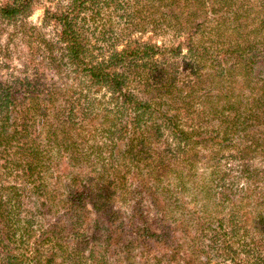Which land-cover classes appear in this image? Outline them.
Listing matches in <instances>:
<instances>
[{"label": "trees", "instance_id": "1", "mask_svg": "<svg viewBox=\"0 0 264 264\" xmlns=\"http://www.w3.org/2000/svg\"><path fill=\"white\" fill-rule=\"evenodd\" d=\"M35 3L0 7L15 28L10 38H27ZM101 4L70 0L54 16L58 40L41 47L39 32H29L35 41L23 65L1 61L10 72L0 69V257L3 264H212L228 233L245 228L233 220L249 215L233 204L227 230L228 219L208 205L186 213L153 188L168 176L181 188L202 153L219 155L225 141L239 142L241 172L253 175L249 160L264 157V0ZM103 6L106 20L86 34L81 14L89 10L84 22L95 23ZM132 29L165 31L174 41L132 39ZM41 193L56 223L37 240L34 216L20 217L23 194ZM179 210L182 219L173 220ZM215 223L222 245L204 244ZM252 223L264 238V214ZM41 239L52 241L44 251Z\"/></svg>", "mask_w": 264, "mask_h": 264}, {"label": "rangeland", "instance_id": "2", "mask_svg": "<svg viewBox=\"0 0 264 264\" xmlns=\"http://www.w3.org/2000/svg\"><path fill=\"white\" fill-rule=\"evenodd\" d=\"M9 0H0V7L5 5ZM34 12L26 21L24 33L28 32L29 37L30 33L37 35L39 32L42 38L37 39H27V38H17L12 39L10 36L14 34V26L3 22L0 18V65L2 62H6L9 57L12 65L22 66L25 55L27 53V46L29 42L35 41L39 46H44L45 41H56L58 40V34L61 31V27L55 24L54 16L60 14L62 10H65L70 0H35ZM107 0H98V5ZM103 5V4H101ZM104 7V6H103ZM108 9L104 7L100 15L97 17V21L94 23L90 18L84 22V19L87 15H90V11L87 13L81 14V19H79L80 25L84 28L86 34L93 36V31L96 26H102L106 20V14ZM113 21L116 23L122 22V19L119 20L117 16H114ZM84 22V23H83ZM116 23V24H117ZM37 31V32H36ZM30 32V33H29ZM132 39L142 38L145 41H151L162 45L166 43L167 45L170 42L174 41L172 34H169L165 31L153 32L152 29H148L146 34H141L137 30L132 29ZM94 43L95 38L92 37ZM124 44V43H123ZM100 45H103L101 42ZM122 48V45L119 46V49ZM8 50V52H6ZM37 56L39 51H37ZM2 61V62H1ZM1 74H6L10 72L8 67H2ZM13 75H10L8 79H11ZM5 79V78H4ZM106 95V92L103 90L96 94L98 98H102ZM210 131V130H209ZM211 132V131H210ZM226 142V149L223 150L219 155L206 158L202 153L198 162L195 164L191 174H187L185 184H182L181 188H174L171 185V177L168 176L163 178L162 182L159 183V186L162 188H153L156 191L159 199L164 202L182 204L185 206L186 213H193L200 211L204 205H208L211 209L217 211V215L221 218L228 219L224 224V228L230 230V210L233 204H238L242 207L241 214H248L250 219L243 220L240 217H237L233 222H237L240 226L245 228L241 229L237 233L234 232L228 233L229 237H232L227 244V249H221L220 252L214 253L209 256L212 264H264V238L257 234L255 228H253L252 220L260 214H264V157L255 156L254 159L249 160V165L252 170H255L253 175L248 173L241 172V165L243 161L238 156L237 150L234 146H240L239 142L235 141L233 143ZM224 180V181H223ZM15 184L14 178L11 180ZM20 189L21 193L24 188ZM55 188H49L48 190L52 191ZM132 192L137 188H129ZM64 189L60 190L62 193ZM224 194L228 195V198H224ZM23 203L24 206L21 212V220L24 221L27 218H31V223L33 225V231L37 233L36 239L38 240L39 236L44 232L45 228H49L52 224L56 223L50 214L46 215L48 207H43L42 203L45 202V197L43 193L39 197L29 196V194H23ZM39 200V202H37ZM151 200V199H150ZM58 202V199L55 201ZM244 202V204H241ZM144 204H146L144 202ZM170 210V209H169ZM194 216V215H193ZM171 217L176 220L182 219L181 210L174 211ZM249 224V225H247ZM25 227L27 226L23 223ZM197 225H193L192 231L196 233ZM221 226L219 223H215L212 226H209V229L203 233V242L204 244H209L211 241L215 243L216 246L222 245V239L219 236ZM249 231V232H247ZM218 232V233H217ZM229 232V231H228ZM246 233L250 235L249 241L250 246H247L248 240H244ZM216 237V240L212 239ZM254 237L255 240L251 241V237ZM20 238V234H18ZM35 239V240H36ZM260 239L263 241L260 243ZM32 241V243L35 242ZM40 245H42V250L48 248L49 244L51 245L52 241L46 240L49 243H45L44 239L39 240ZM230 244V245H229ZM258 245V247H257ZM72 246V245H71ZM31 248L34 249L35 246L31 245ZM24 252V250L22 251ZM21 252V253H22ZM231 252V256L226 254ZM1 256V255H0ZM198 259V256H196ZM206 257H202L205 259ZM3 258L0 257V264H3ZM177 264V262H174Z\"/></svg>", "mask_w": 264, "mask_h": 264}]
</instances>
